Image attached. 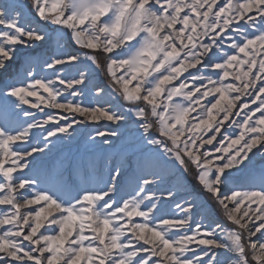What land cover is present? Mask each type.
<instances>
[{"label": "snow or ice", "instance_id": "obj_1", "mask_svg": "<svg viewBox=\"0 0 264 264\" xmlns=\"http://www.w3.org/2000/svg\"><path fill=\"white\" fill-rule=\"evenodd\" d=\"M0 264H264V0H0Z\"/></svg>", "mask_w": 264, "mask_h": 264}]
</instances>
